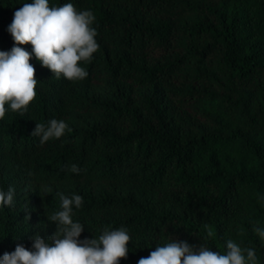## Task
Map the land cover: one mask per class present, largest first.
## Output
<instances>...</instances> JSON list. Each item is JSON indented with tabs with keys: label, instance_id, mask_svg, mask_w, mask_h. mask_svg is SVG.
Wrapping results in <instances>:
<instances>
[{
	"label": "trees",
	"instance_id": "obj_1",
	"mask_svg": "<svg viewBox=\"0 0 264 264\" xmlns=\"http://www.w3.org/2000/svg\"><path fill=\"white\" fill-rule=\"evenodd\" d=\"M25 3L0 0V51ZM66 3L93 13L99 48L77 81L33 54L35 99L23 115L6 105L0 190L15 191L0 257L37 235L50 244L63 194L83 198L79 240L127 230L119 264L174 240L220 254L232 240L264 264V0H48ZM52 119L68 128L41 144L31 133Z\"/></svg>",
	"mask_w": 264,
	"mask_h": 264
},
{
	"label": "clouds",
	"instance_id": "obj_2",
	"mask_svg": "<svg viewBox=\"0 0 264 264\" xmlns=\"http://www.w3.org/2000/svg\"><path fill=\"white\" fill-rule=\"evenodd\" d=\"M94 20L91 11L78 12L72 3L50 7L48 0H32L14 12L7 29L14 46L10 51H0V119L5 117L6 105L12 112L23 115L35 99L37 79L35 68L29 62L33 54L57 79L61 75L70 81L87 77L88 73L79 62H90L99 48L95 40L97 32L91 27ZM26 44L31 45V53L21 47ZM67 128L64 121L52 119L47 127L36 124L31 136L39 137L43 144L53 138L59 139ZM70 170L80 171L76 165ZM14 191L11 187L7 191L0 190V207H13ZM59 199L61 210L48 217L56 225L55 233L48 237L51 243L37 235L33 250L17 244L13 252L0 257V264H119L121 259L127 258L130 235L125 228L105 229L98 239L81 241L78 237L84 226L73 222L72 214L73 206L79 209L83 198L60 194ZM253 231L264 240V227H254ZM194 249L195 246L187 241L174 240L156 246L137 264H258L253 248L242 249L232 240L226 242V254L202 245Z\"/></svg>",
	"mask_w": 264,
	"mask_h": 264
}]
</instances>
